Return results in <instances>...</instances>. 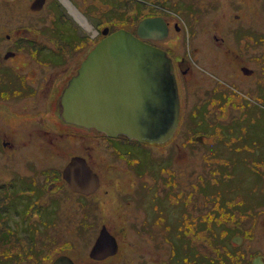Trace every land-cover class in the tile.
<instances>
[{
  "label": "rangeland",
  "instance_id": "374dc122",
  "mask_svg": "<svg viewBox=\"0 0 264 264\" xmlns=\"http://www.w3.org/2000/svg\"><path fill=\"white\" fill-rule=\"evenodd\" d=\"M68 1L80 15L88 18V12L83 6L75 3V0ZM233 1L235 3L233 7L230 4H225L223 7L227 17L225 21H222V9L218 12L211 10L205 15L207 20L203 22V25L198 26L201 35L195 41L203 46L199 56L204 65L230 80L229 82L233 86L235 84V88L239 90L234 91L229 83L231 88L227 87L223 82L213 78V75L206 74L204 77L193 73L187 76L184 83L187 93L184 110L186 116L182 122L179 121L177 133L173 139L168 143L158 145L157 149H152L149 145L140 146L132 142L106 140L95 137L93 132H89L90 137L84 139L59 137L56 153L58 156L55 158L40 146L42 134L34 131L30 135L29 132L34 122L39 127L43 115L40 118L36 117L35 120L21 118L20 128L14 132L20 147L13 152L5 150L1 152L0 150V180L9 177V174L5 173L6 169L25 174L29 173L27 170L31 167L37 170L52 165L60 167L66 158V161L69 159L66 156L73 152L84 154L88 162L101 174L104 179V188L109 191V194L102 192L99 194L98 200L104 204V200L107 199L108 203L102 211H97L98 218L107 221L117 234L122 235L125 232L122 227H125L132 242L139 246L138 250H135L124 242L120 255L108 264H122L121 262L124 261V264H138L142 257L167 256L168 246L158 243L163 241L161 235L169 238L170 254L173 255V251H176V256H184L187 259V264L193 261H195L194 264H214L211 260H215V256L225 251L234 253L237 250L240 256L249 259L257 252H264V102L258 99L260 90L258 82L262 81L264 85V38L262 37L264 35V0H246L242 9H240L241 5L237 7V0ZM32 2L33 0H0V49H5V42L1 41L5 40L6 33H12L14 28L26 29L38 36L33 38L25 31L21 32L25 41L23 50L41 48L58 50V53L64 52L63 55L67 58H64L62 64H58L59 67L65 65L66 62H71L75 57H78L77 63L82 61L87 54V50L82 52L83 48L91 49L94 42L80 40L78 35L83 30L64 12L66 7L58 0H46L43 8L34 12L31 9ZM224 2L227 3V0ZM234 13H241L242 20L233 21ZM71 14L73 15L72 12ZM78 19L83 20L80 17ZM85 24L87 26L84 25L85 27L82 28L87 29L88 23L85 22ZM241 27L247 28L248 32L255 35L257 39L258 45L254 48V54L250 58L236 57L235 54L216 50L209 42V29H217L226 37L227 43L229 41L230 46L235 48L237 46L236 36L239 34L238 31H241ZM45 35H53L50 36L53 42L46 39ZM26 41H31V43L27 44ZM228 48H230L229 45ZM23 59L21 64L30 65L23 62ZM73 64L76 65V63ZM242 66L250 68L252 74H242L240 70ZM56 71L60 69L57 68ZM46 73L41 74L40 77L43 78ZM263 85L261 86L264 88ZM36 86H40V81H37ZM213 86H217L218 89L225 88L226 96L223 99L214 97V101H211L210 106L207 107L206 99L211 98ZM39 99L38 97L10 104L14 109L21 111L42 110L43 106ZM252 103L253 106H251ZM247 108L251 116L256 117L250 118ZM208 109H210L206 114L208 120L203 122L208 124L200 126L194 123L195 114L200 112L202 117ZM214 117L217 118L215 121ZM45 119L46 123L50 120V118ZM229 125L235 126L234 131L227 129L229 136H224L222 129L224 130V127ZM202 132L207 135L204 143L200 136ZM111 147L119 149L121 155L114 153ZM127 153L129 156L126 155ZM32 163L33 165H30ZM129 164H132L134 168H130ZM48 171L51 174L53 170ZM144 171H148V174L143 173ZM168 172L169 176L178 182L177 185L172 186V189L167 188L169 195L180 191L186 196V202L190 203V193L193 194L192 199L196 200L197 204H201L196 207V210H192L193 214H200L197 219L190 215V204L185 205L187 215L183 214L181 206L176 207L181 205L182 201L178 205L170 202L171 205L168 206L167 191L163 188L159 189L162 187V182L159 181L160 184L155 183L150 188L149 184L141 183L145 180L155 181V178L165 179L164 175ZM54 177L61 178V175L57 172L54 176H46L45 179L50 181ZM193 182L195 184H192ZM179 185L186 189L185 194L179 189ZM195 185L198 187L197 190H195ZM136 186L139 197H143L142 206L144 209L147 208L151 218L156 216L161 209L165 210L168 216L165 221V224L170 225L168 231L162 233L161 230L158 231V226H151L150 231H147L154 234L152 240L146 232L132 231L129 227L130 221L126 219V217L129 219L132 217L139 222L144 216L142 208L139 207L136 211L134 206H131L124 215L121 211H117L122 206L125 194L135 197ZM24 198L27 199L26 203L32 199ZM125 199L130 198L125 197ZM205 200L209 202L208 205L204 202ZM3 201L0 198V207ZM33 202L34 200H31L26 208V203L22 207L17 204V208H25V212L35 218L42 211V206L33 204ZM219 202H228L232 212L223 211L221 205L218 206ZM60 209L61 214L64 215L67 210L73 212L75 204L72 201L68 204H61ZM212 209L215 213L213 215L211 214ZM171 211L176 213L168 215ZM50 213L47 209L43 215L48 218ZM181 218L184 219V223L181 222ZM162 221L158 219V224ZM29 224L28 222L19 239L22 244H11L9 248L4 246L0 248V255L4 253L9 264H50L54 257L51 230L44 232L45 229H43V234L35 232V239H33ZM36 224L39 225V223ZM179 224L182 226L181 229L178 227ZM76 227L77 221L68 222L63 217L57 234L60 240L68 238L78 244L79 251L73 257L76 260H82L85 258L83 254L85 244L81 241L80 235L76 233ZM236 231L243 237L239 240L241 244L238 248L234 247L230 239L236 235ZM37 235L38 238H36ZM29 249L32 251L30 252ZM242 250L250 251L249 254L253 255L248 256L249 254ZM17 256H22L19 263ZM224 263L237 264V261L234 262L233 258H224Z\"/></svg>",
  "mask_w": 264,
  "mask_h": 264
},
{
  "label": "flooded vegetation",
  "instance_id": "af4514ba",
  "mask_svg": "<svg viewBox=\"0 0 264 264\" xmlns=\"http://www.w3.org/2000/svg\"><path fill=\"white\" fill-rule=\"evenodd\" d=\"M58 1L61 5L66 7L65 9L63 7L64 12L68 13L69 8L65 3L62 0ZM212 1L213 2H211V0H207V2H205V0H75V3L83 6L85 11L88 12V18H85V20L89 28H81L83 31H80L81 34L78 36L82 42L93 41L95 44V42H98L112 32L124 29L143 42L164 51L172 61L173 73L175 74L179 90L181 119L183 120L186 116L184 110L187 103V93L184 83L186 82L187 76L193 73L204 77L206 74L210 76L213 75V78L223 82L227 87H230V85L233 86L231 82H229L230 80L204 65L199 56L203 46L202 44H197L195 41L197 37L201 35L198 26L201 24L203 25V22L207 20L205 15L209 11L213 10L214 12H218V10L222 9V21H225L227 17L223 7L225 4H230L232 7L235 5L233 0H227V3H225L224 0ZM245 1L246 0H237V7L239 8V5H241L240 9H242L246 4ZM69 5L72 7L70 3ZM72 8L75 9L74 7ZM227 9L228 6L226 7V10ZM144 20H150L151 22L145 28L140 29L139 24ZM232 20L235 22L241 21V13H234ZM235 30L238 31V29ZM23 31L27 32L33 38H37L38 36L26 29L14 28L12 29V33L5 34V40L1 41L3 43L5 42V49H0V150L1 152H3V150L13 152L20 147L14 132L19 130V120L21 118L25 117L29 120H35L36 117L40 118V116L43 115L41 118L42 122H39V127H37L35 124L36 122L33 121L34 124L31 126L29 132L30 135H32L34 131L41 133L42 142L39 143L40 146L45 152L49 151L51 156L53 155V157L56 158L58 156L56 153L58 152L57 142L59 137H81L82 139L90 137L89 129L65 122L61 117V108L59 106L61 93L69 79L79 67L81 61L77 63L78 57H75L71 62H66L65 65L59 67L58 64H62L64 58H67L63 55L64 52L58 53V50L41 48L28 51L23 50L22 48L25 47V41L21 34ZM248 31L247 28L241 27V31H238L239 34L236 36L237 46L235 48L230 46L229 41L227 43L226 37L217 29H209V42L216 50L219 49L231 55L235 54L236 57L250 58L253 56L254 48L258 44L256 36ZM45 36L46 39L51 40L50 36L53 35ZM262 37L264 38V35H262ZM26 43L30 44L31 41H26ZM228 45L230 48H228ZM86 50L88 52L90 49L88 47H86V49L83 48L82 52ZM83 55H85V53ZM22 58H24L23 62L30 65L21 64ZM73 63H76V65L74 66ZM244 67L246 66L240 67V70L242 71ZM57 68H59L60 71H56ZM45 72H47L46 75L43 78L40 77L41 74ZM242 74L245 73L242 71ZM37 81H40L39 87L36 86ZM261 85H263V82H258V87L261 89V91L259 90L258 92V99L264 102V88ZM224 89H218L217 86L211 88L212 96L210 98L211 100L209 98L206 99L207 107L210 106L211 101H214V97L219 98L221 95L222 98H224L226 96ZM236 89L239 90L235 88L234 84L233 90L236 91ZM38 97L41 99L39 100L43 106L42 110L21 111L14 109L10 104L18 103L21 100L37 99ZM193 112L196 111L193 110ZM45 118H50L48 123L45 122ZM93 136L106 140H117L122 143L129 142L120 140V138H110L99 134H94ZM149 147L157 149L159 146L149 144ZM112 151L119 156L121 155L120 150L117 148H112ZM126 155L129 156V153ZM74 156H80L87 160L84 154L73 152L66 156L69 159L66 161V158L65 162L60 167L52 165L38 170L31 167L27 170L29 173L25 174L15 170H5V173L9 174V177L0 180V198L4 200L1 206L2 210L0 211L1 220L4 225L0 230V248H4V246L9 248L11 244L21 245L22 243L19 242V239H21L24 228L29 222L30 230L33 234H35L34 232L38 233L42 231V233H44L49 232V229L51 230V246L54 254L52 262L59 256H67L73 264H84L86 262L89 264H108L120 255L124 242H127L128 246L131 248L138 250L139 246L132 242V238L125 227H122L125 232L120 235V233L117 234L109 226L110 224L108 225L107 221L98 218L97 211H102L106 207V203H108V200L105 199L104 204H102V202L98 200L99 194L101 192L109 194V191L104 188L103 177H101V174L90 162L87 160L88 166L97 177H93L88 181L84 180L82 183L79 179L74 180L64 175L67 163ZM30 165H33V163ZM129 165L130 168H134L132 164ZM49 169L53 170L51 174L48 173ZM57 172L61 175V178L54 177L50 181L45 179L46 176H54ZM81 173L83 172H78V174ZM143 173L148 174V171H144ZM164 177L165 179L155 178V181L152 180L153 183L148 182V180L142 181L141 183L149 184L150 188L155 183L160 184V182H162V187H159V189L163 188L167 191L168 206L171 205L170 202L178 205L179 202L182 201V204L176 207L181 206L183 208V214L187 215L185 205L189 206L190 204V215L194 217V219H197L200 214L195 215L192 210H196V207L201 204H197V201L192 199L193 194L190 193V203L186 202V196L180 191L175 193L172 192L169 195L167 188L172 189V186L177 185L178 182L175 178L172 179L169 176V172L166 173ZM74 182H76L75 188L72 185ZM80 184L85 186L78 188ZM192 184L195 183L193 182ZM178 187L184 194L187 192L182 186L179 185ZM195 187V190H197L198 187L196 185ZM83 189L88 190L85 192ZM137 191L138 189L136 186L135 197L134 195L125 194L122 200V206L119 209L117 208V211H121L124 215L131 206H134L136 211L139 207L142 208L145 214L143 213L144 216L139 222L132 217H130V219L126 217V219L130 221L129 227L132 231L134 230L138 233L146 232L152 240L154 234H150L147 231H150L151 226H158V231L161 230L162 233L168 231L170 225L169 223L165 224L168 216L165 210L161 209L156 216L151 218L149 216L151 214L146 210L147 208L144 209L142 206L143 197H139ZM24 197L28 199L32 198L31 200H34L33 204H40L42 206V211L37 217L34 218L31 214L25 212V208L30 205L31 200L26 203L27 199ZM125 197L130 199H125ZM71 201L75 204V210L73 212L67 210L64 216L60 212L61 204H68V202ZM204 202L206 205L209 204L207 200ZM24 203H26L24 209L17 208V204L22 207ZM219 205H221L223 211L227 210L229 213L232 212V208L228 206V202H219L218 206ZM218 206H216V210H218ZM47 209L51 212L48 218L43 215ZM172 213L176 212L171 211L168 215ZM211 214H215L213 209ZM63 217H65V220H68V222L77 221L75 231L80 235L81 241L85 244V252L83 253L85 258L82 260H76L73 257V255L79 251L78 244L75 241L68 238L60 240L58 237L57 229H59V225H62ZM158 219L163 220L161 224H158ZM181 222L184 223L183 218H181ZM36 223H39V225ZM180 224L178 225L179 229L182 227ZM201 225L202 220L199 223L200 227ZM197 228V225H195V229ZM43 229H45L44 232ZM235 233L239 232L236 231ZM161 236H163V241L158 243L168 246L167 256L161 258L142 257L138 261V264H187V259L184 256H176V251H173V255L170 254L169 238L166 235ZM36 238H38V235ZM33 239H35V236H33ZM96 244L99 249L94 252ZM240 244L241 243H234L233 245L238 248ZM242 251L247 254L250 253V251ZM261 253L264 255V252ZM224 254L232 256L231 258H233L234 262L237 261V264H252V258L255 256L249 259L248 257L245 258L240 256L237 250L234 253L225 251L223 254L215 256V264H225L223 258ZM252 255L253 254H249L248 256ZM21 259L22 258H20V260ZM20 260H18V263ZM121 263L124 264L125 261ZM194 263L195 261L189 264ZM0 264H9L4 253L0 255Z\"/></svg>",
  "mask_w": 264,
  "mask_h": 264
},
{
  "label": "water",
  "instance_id": "95a60500",
  "mask_svg": "<svg viewBox=\"0 0 264 264\" xmlns=\"http://www.w3.org/2000/svg\"><path fill=\"white\" fill-rule=\"evenodd\" d=\"M45 0H34L39 10ZM150 20L141 21L140 29ZM171 59L126 30L100 40L81 62L60 98L61 117L69 123L95 129L107 136H125L138 142L161 143L174 133L179 100ZM250 74L251 69L242 68ZM83 172L78 174V172ZM67 178L96 177L82 157H73L64 170ZM75 185V183H74ZM97 244L94 252L98 250ZM50 264H73L59 256ZM252 264H264L261 256Z\"/></svg>",
  "mask_w": 264,
  "mask_h": 264
},
{
  "label": "trees",
  "instance_id": "16d2710c",
  "mask_svg": "<svg viewBox=\"0 0 264 264\" xmlns=\"http://www.w3.org/2000/svg\"><path fill=\"white\" fill-rule=\"evenodd\" d=\"M260 91H261V89H260ZM220 99H223L222 97H219ZM253 106V105H252ZM249 109V108H248ZM247 109V112L249 113V117L250 118H254V117H256V116H251V112L249 111ZM209 110V109H208ZM208 113V111H205L204 113H203V115H202V117H201V113L200 112H198V113H196V117H193V118H195V120H194V123H198V124H200V126H202L203 124H208V123H203V122H205V120H208L207 119V116L208 115H206ZM247 114V113H246ZM206 115V117L204 118V116ZM254 115H256V114H254ZM217 118H215L214 117V121L216 120ZM213 120V119H212ZM218 121V120H217ZM211 122H209V124H210ZM212 125V124H211ZM234 125H229V126H225L224 127V130L222 129V127H220L221 129H222V131L224 132V134H225V136H229V133H228V130L227 129H231L232 131H234ZM206 130V129H205ZM198 133V132H197ZM2 210V208L0 207V211ZM3 222H2V220H1V216H0V230L3 228ZM27 229V228H26ZM31 233L33 234V232L31 231ZM35 233V232H34ZM38 234H43L42 233V231H40V232H38ZM33 236H35V234H33ZM29 251L31 252L32 251V249H29ZM36 255H37V252L35 253ZM231 257L232 256H230L229 254H224L223 255V258H227V259H231ZM20 258H22V256L20 257ZM20 258L17 256V260H20ZM211 262L212 263H214L215 264V260H211Z\"/></svg>",
  "mask_w": 264,
  "mask_h": 264
},
{
  "label": "bare ground",
  "instance_id": "6f19581e",
  "mask_svg": "<svg viewBox=\"0 0 264 264\" xmlns=\"http://www.w3.org/2000/svg\"><path fill=\"white\" fill-rule=\"evenodd\" d=\"M65 2V1H64ZM76 9V8H75ZM75 12V11H74ZM77 16V14H75ZM83 16V15H82ZM83 23H85L84 21H82ZM61 111V110H60Z\"/></svg>",
  "mask_w": 264,
  "mask_h": 264
}]
</instances>
